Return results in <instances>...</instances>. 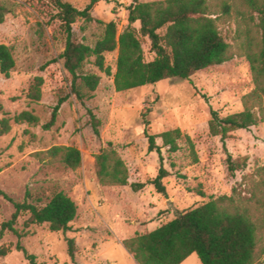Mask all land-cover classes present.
Masks as SVG:
<instances>
[{
  "label": "rangeland",
  "instance_id": "rangeland-1",
  "mask_svg": "<svg viewBox=\"0 0 264 264\" xmlns=\"http://www.w3.org/2000/svg\"><path fill=\"white\" fill-rule=\"evenodd\" d=\"M79 10L91 0H67ZM135 0H101L91 15L98 22L79 20L74 37L94 47L104 35V24L114 22L118 34L129 28L128 8ZM164 0H141L154 2ZM218 17V27L230 45L234 59L223 65L198 72L190 80L171 79L155 85L117 92L114 76L118 50L105 55L111 76L94 65L86 71L101 77L93 98L83 106L70 95L71 78L60 58L66 35L56 9L49 0H0L8 14L0 24V45L11 48L15 68L9 79L0 72V122L10 119L11 131L0 137V191L16 203L45 206L55 194L64 193L78 207L77 218L66 233H53L47 224L28 225L30 214L22 212L14 229L23 236L20 243L34 256L28 260L17 249V235L3 225L12 220L15 207L0 195V264H137L124 247V241L155 231L181 213L193 210L222 196H232L241 188L251 196L253 186L262 179L257 172L264 167V124L250 130L231 133L225 142L209 131L211 109L224 118L243 111L242 99L255 89L249 52H257L261 33L259 9L264 0H209ZM227 3L230 14L222 13ZM139 33V23L132 26ZM147 62L155 59L151 43L142 38ZM44 80L42 99L33 101L28 92L35 78ZM67 98L50 130L53 108ZM91 110L101 123L96 136L90 123ZM24 111L38 117L39 123L15 124V116ZM180 129L195 146L194 163L187 140L181 150L170 154L162 147L164 168L170 176L164 180L167 195L148 184L158 175L160 158L148 151L147 130L159 135ZM113 145L129 171V185H102L96 174V157ZM54 147H74L81 152L82 165L67 169L48 156ZM248 158V167L229 176L226 159ZM146 184L135 193L131 185ZM240 185H242L240 187ZM69 240L75 242V257L69 256ZM264 264V255L259 259ZM183 264H201L197 255Z\"/></svg>",
  "mask_w": 264,
  "mask_h": 264
},
{
  "label": "trees",
  "instance_id": "trees-1",
  "mask_svg": "<svg viewBox=\"0 0 264 264\" xmlns=\"http://www.w3.org/2000/svg\"><path fill=\"white\" fill-rule=\"evenodd\" d=\"M57 11L66 35L65 49L61 55L64 69L71 78L70 95L83 106L92 100L93 94L101 83V77L86 71V64L94 59V65L111 76L106 67L105 55L118 50L117 70L114 85L117 92H126L147 85L171 79L190 80L198 72L223 65L234 59L230 45L223 38L218 27L216 11L209 0H164L143 3L135 0L128 8L129 28L118 34L114 22L104 24V35L94 47L75 40L73 26L83 20L86 23L98 22L91 15L93 7L101 0H91L83 10L75 8L67 0H49ZM224 15L230 14L227 3L221 5ZM8 11L0 3V24L5 22ZM139 23V33L132 28ZM258 28L261 40L257 52H249L247 58L255 82V89L244 96L243 111L227 117H220L211 109L209 131L212 137H219L222 142L230 138L231 133L250 130L264 124V4L259 9ZM151 43L155 59L147 62L142 40ZM15 59L10 47L0 45V72L9 79L15 68ZM44 80L35 78L28 98L33 101L42 99ZM67 98H60L53 108L51 119L44 126L50 130L56 123L61 106ZM90 123L96 136H100L101 123L96 115L88 110ZM15 124L28 123L37 125L38 117L24 111L13 119ZM10 119L0 122V137L11 131ZM148 151L157 153L160 168L157 177L148 184L155 187L159 194L167 195L164 180L170 173L164 168L161 140L163 147L170 154L181 150L180 141L187 140L194 163H198L195 146L189 136L180 129L152 135L145 131ZM48 156L58 160L67 169L77 170L82 165L81 152L74 147H54L47 151ZM229 176L248 167V158L234 159L228 154L226 159ZM96 174L99 182L105 186L129 185V171L118 152L109 143V149L96 157ZM257 175L262 177L254 184L251 196H243L242 189L234 188L232 196H222L193 210L181 213L174 220L153 232L136 235L124 241L127 252L134 256L137 264H183L190 256L197 255L201 264H259L264 255V167ZM242 185H240L241 187ZM146 184L134 183L132 190L137 193ZM0 195L13 203L15 214L12 220L3 225V229L14 232L19 243L17 249L24 256L34 261L20 243L23 238L14 224L22 212L30 214L28 225L49 226L53 233H66L77 218L78 207L66 194H55L43 207L33 204L16 203L0 191ZM69 256L75 257V242L69 240ZM7 249L0 248V255L6 256Z\"/></svg>",
  "mask_w": 264,
  "mask_h": 264
}]
</instances>
